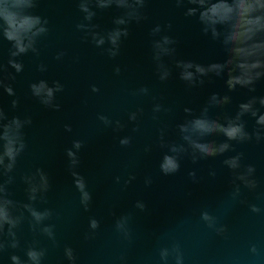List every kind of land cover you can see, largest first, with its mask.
<instances>
[{"label": "water", "instance_id": "1", "mask_svg": "<svg viewBox=\"0 0 264 264\" xmlns=\"http://www.w3.org/2000/svg\"><path fill=\"white\" fill-rule=\"evenodd\" d=\"M39 11L51 22L50 37L41 45L42 53L37 60L31 54L24 57L25 72L14 84L21 99L20 108L10 115L29 114L33 124L27 129L29 150L20 164V172L36 166L44 167L49 174L52 190L48 194L46 207L53 208L57 217V239L59 248L49 245L46 264H67L63 259L64 245L72 246L78 255V264H118L121 254L127 256L128 264H157L158 249L179 242L186 257V264H264V215L250 212L248 203L264 207V142L237 146L245 153V163L256 166V177L260 186L256 192L243 189L241 199L248 203L233 202V185L230 171L223 166L225 157L209 158L193 164L188 158L181 161L180 171L165 175L159 169L161 152L156 147L158 130L167 126L170 138L175 139V125L185 117L183 109L198 110L212 92L224 94V81L213 78L202 87L188 89L177 76L166 83L156 77L150 54L149 35L156 23L173 25L172 35L178 40L177 58L208 64L223 59L219 47L202 35L198 25L186 19L182 11L169 0H151L148 19L140 25L131 26V35L125 41L121 54L112 60L102 54L83 34L75 28L81 18L74 0H42ZM115 9L100 13L96 23L104 28L112 27ZM63 50L66 55L56 60L55 55ZM6 58V51L3 53ZM47 65V72L37 70V64ZM119 65L121 73L114 68ZM60 80L65 85L55 111L41 105L29 92L30 82L38 79ZM100 87V93H92L91 85ZM141 86L151 89L149 97H133L130 92ZM233 96L228 111L247 99V90L240 89ZM255 95H264V82L257 85ZM152 97L156 102L171 107L170 113H161L154 121L151 116ZM13 97L6 94L0 99L6 110L10 109ZM138 106L145 109L140 120V131L133 133L135 126L129 123L121 132L105 128L97 114L104 113L113 119L127 121V114ZM251 131L255 120L245 117ZM70 125L72 131L66 130ZM132 135V144L122 147L119 138ZM73 139L85 141L80 151L79 171L89 183L92 192L90 211L79 204V194L73 186L68 169L65 150ZM223 140V137H216ZM152 145L151 152H145ZM235 153H227L234 155ZM196 171L198 182L188 175ZM212 171L216 176L210 175ZM134 175L135 180L125 186L123 180ZM122 177L116 183V177ZM151 177V185L145 178ZM17 199H24L23 185H13ZM260 196L261 198H257ZM143 201L146 209L135 207ZM207 209L228 226L227 238L217 235L200 219V212ZM131 213L130 226L133 237L129 243L115 230L116 219ZM101 222L95 238L86 240L89 217ZM24 238L30 240L31 233L25 226ZM46 244L49 243L44 241ZM256 244L260 255L251 253V244ZM6 264V261H0Z\"/></svg>", "mask_w": 264, "mask_h": 264}, {"label": "clouds", "instance_id": "2", "mask_svg": "<svg viewBox=\"0 0 264 264\" xmlns=\"http://www.w3.org/2000/svg\"><path fill=\"white\" fill-rule=\"evenodd\" d=\"M42 0H0V99L6 94L13 97L10 109L6 110L0 103V261L6 264H46L49 256V245L59 248L57 225L54 218L56 211L48 204V194L52 190L49 174L44 167L36 166L20 172V164L29 150L27 129L33 124L29 114L10 115V111L20 108L21 99L14 87L18 76L25 72L24 57L29 54L39 59L41 45L50 37V19L39 11ZM182 11L186 19L194 21L203 36L216 44L222 52L223 59L208 64L177 58L178 40L171 34L173 25L156 23L150 29V54L156 77L166 83L175 76L186 88L202 87L213 78L224 81L227 91L224 94L212 92L207 96L198 110L190 107L183 109L185 117L175 125L176 138H170L167 126L160 127L156 147L161 152L159 169L165 175L180 171L181 161L188 158L193 164L209 158L225 157L222 160L231 173L233 202L248 203L241 199L243 189L256 192L260 181L256 177V166L245 163V153L238 151L237 146L264 142V95H255L257 85L264 82V0H169ZM81 18L75 28L83 34V39L90 42L102 54L116 60L121 54L125 41L131 35V26L140 25L148 19L147 10L151 0H74ZM115 9L118 15L112 17V27L104 28L96 23L100 13ZM6 51V58L3 53ZM66 52L60 50L55 59L62 60ZM37 70L47 72V65L37 64ZM116 75L121 68L116 65ZM29 92L41 105L59 111L57 102L59 93L65 85L60 80L38 79L29 83ZM240 89L247 90V99L241 101L234 112L228 111L233 103V96ZM96 84L91 85L92 93H100ZM133 97H149L151 89L141 86L130 92ZM151 118L160 119L161 113H170L171 107L156 102L152 97ZM145 109L138 106L127 114V121L113 119L104 113L97 114V120L105 127L116 132L126 129L129 123L135 125L131 131H140V120ZM245 117L255 120L251 131ZM71 132L70 125H65ZM216 137H223L217 140ZM133 136L119 138L122 147L132 144ZM85 141L73 139L71 146L65 150L68 159L73 186L79 194V204L85 211H90L92 192L87 178L78 170L81 164L80 151ZM152 151V145L144 149ZM227 153H235L228 155ZM193 182H198L196 171L188 174ZM213 177L216 172L210 173ZM23 185L24 199H17L13 185ZM116 183L122 177L117 176ZM136 177L129 175L123 180L125 186ZM151 177L145 178V184L151 185ZM264 196V193L261 194ZM261 198L260 196L257 197ZM135 207L146 209L143 201H136ZM250 212L264 215V207L248 203ZM131 213L119 216L115 221V230L120 236L132 241L133 232L130 226ZM200 219L217 235L227 238L228 226L220 222L218 216L207 209L200 212ZM25 226L31 233L30 240L24 238ZM89 231L85 239L95 238L101 222L95 216L89 217ZM47 241L49 243H45ZM252 254L259 256L260 249L251 244ZM63 259L67 264H78L76 250L70 245L63 247ZM118 264H128L127 256L121 254ZM157 264H186L185 253L179 242L158 249Z\"/></svg>", "mask_w": 264, "mask_h": 264}]
</instances>
